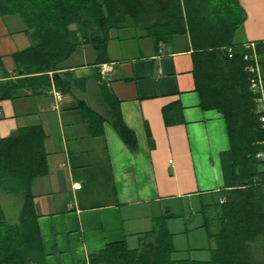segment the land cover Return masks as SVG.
<instances>
[{
  "label": "crops",
  "instance_id": "crops-1",
  "mask_svg": "<svg viewBox=\"0 0 264 264\" xmlns=\"http://www.w3.org/2000/svg\"><path fill=\"white\" fill-rule=\"evenodd\" d=\"M240 3L246 18L235 40L263 44L264 87V0ZM24 26L18 15L0 16V85L18 74L14 53L32 43ZM143 33L131 26L111 30L109 60L101 65L94 48L81 45L64 63L78 86L60 100L53 88L33 93L30 87L0 98V139L29 125H42L47 135L48 172L31 190L43 264H87L91 253L117 242L137 248L162 224L174 234L176 251L202 253L183 259L211 257L218 226L214 193L228 184L225 166L233 148L229 124L203 103L190 36ZM100 77L113 102L102 94ZM86 108L106 118L95 129ZM116 108L135 135V149L113 124ZM181 234L185 248L176 247ZM256 246L259 256L263 242Z\"/></svg>",
  "mask_w": 264,
  "mask_h": 264
},
{
  "label": "trees",
  "instance_id": "trees-1",
  "mask_svg": "<svg viewBox=\"0 0 264 264\" xmlns=\"http://www.w3.org/2000/svg\"><path fill=\"white\" fill-rule=\"evenodd\" d=\"M6 15L21 17L32 43L14 53L18 74L0 85V98L27 87L33 93L52 88L72 93L78 79L64 63L83 44L94 48L99 65L108 62L111 30L131 26L140 28L142 36L189 35L203 103L218 109L229 124L233 148L225 166L228 184L214 193L218 226L210 259L174 258V234L162 224L145 233L139 247L112 243L91 253L87 264H264V158L257 156L264 153V109L246 69L250 43L235 40L246 18L240 0H0V16ZM262 48L256 43L258 53ZM99 80L102 94L113 102L106 82ZM86 111L92 129L106 119ZM113 113L115 128L135 149V135L117 108ZM46 137L42 125H29L0 139V194L22 203L18 221L9 223L0 199V264H43L31 190L34 180L48 172Z\"/></svg>",
  "mask_w": 264,
  "mask_h": 264
},
{
  "label": "built area",
  "instance_id": "built-area-1",
  "mask_svg": "<svg viewBox=\"0 0 264 264\" xmlns=\"http://www.w3.org/2000/svg\"><path fill=\"white\" fill-rule=\"evenodd\" d=\"M248 47L251 48V53L246 54L244 56L245 60L248 61L246 69L253 74V79H252V85L251 88L253 91L256 93H260L261 97L258 98L259 103L263 105L261 106V109H264V87H263V78L261 75V66H260V60H259V55L256 50V44L255 43H250L247 45ZM107 72V67L104 65L102 68V73L105 74ZM52 93L54 94L55 98L57 100H60L62 98L61 92L53 89ZM261 121L264 122V116L261 117ZM260 158H264V153H260L257 155ZM171 162V161H170ZM81 185H75V189H80Z\"/></svg>",
  "mask_w": 264,
  "mask_h": 264
},
{
  "label": "rangeland",
  "instance_id": "rangeland-1",
  "mask_svg": "<svg viewBox=\"0 0 264 264\" xmlns=\"http://www.w3.org/2000/svg\"><path fill=\"white\" fill-rule=\"evenodd\" d=\"M133 31V30H132ZM94 93H96V90H92ZM103 98V97H102ZM0 199L2 201L3 209L6 215V220L9 223H14L19 219V214H20V209H21V200L18 197H13V196H8V195H3L0 194ZM198 201V200H196ZM176 228L179 227V222H176ZM205 232H198L196 235L202 237L204 236ZM179 235V234H178ZM186 236L181 234L176 240V247L177 248H185L187 244ZM200 238H198L199 240ZM188 255L193 256L194 258H202V253H192V254H187L185 251H175L173 253L174 258H184L187 257Z\"/></svg>",
  "mask_w": 264,
  "mask_h": 264
}]
</instances>
